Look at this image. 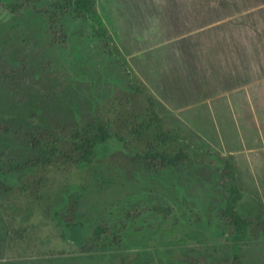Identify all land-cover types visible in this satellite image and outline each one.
<instances>
[{
  "label": "rangeland",
  "instance_id": "obj_1",
  "mask_svg": "<svg viewBox=\"0 0 264 264\" xmlns=\"http://www.w3.org/2000/svg\"><path fill=\"white\" fill-rule=\"evenodd\" d=\"M58 1L0 0V264L224 263V160L254 219L236 263L264 264V0H96L113 55ZM92 120L110 138L83 164Z\"/></svg>",
  "mask_w": 264,
  "mask_h": 264
},
{
  "label": "trees",
  "instance_id": "obj_2",
  "mask_svg": "<svg viewBox=\"0 0 264 264\" xmlns=\"http://www.w3.org/2000/svg\"><path fill=\"white\" fill-rule=\"evenodd\" d=\"M54 8L58 12H64V14L69 12L77 21L79 20L87 23L91 27L93 35L102 43L106 53L113 55L114 41L111 35L108 34L107 28L97 11L96 0H59L58 2H55ZM140 91L146 96L148 101V113L151 117V121L154 122L157 138L162 142L184 140L179 136L171 135L164 131L162 119L159 116L153 97L147 93L144 88L140 87ZM139 128L140 129L135 130V133L138 137H141L147 128L142 125H140ZM72 138L74 139V152L79 157V161L83 164L90 163L97 148L110 138L107 122H104L103 120L86 122L80 127V129L76 130V136H73ZM35 145L37 146L38 143L36 142ZM136 158L144 160V164L147 165V168L150 167L149 169L153 166L156 167L157 165H161L162 168H175L187 161L189 155L187 152L179 151L174 156L168 157L167 155L164 156V153L150 150L137 154ZM222 172L228 181V192L225 194L226 198L224 199L225 206L222 218L227 220L231 232L237 231L238 233L236 232L232 235V240L230 241L231 257H229L224 263L220 264H237L238 243L240 241L239 233H242V231H245L251 224H253L254 219L243 217L238 212L236 205L241 198V193L235 184L233 165L229 160H224ZM155 209L157 212L164 215L172 211V207L170 206L163 207L159 205ZM71 227H74L73 224H71ZM178 264L186 263L180 262Z\"/></svg>",
  "mask_w": 264,
  "mask_h": 264
},
{
  "label": "flooded vegetation",
  "instance_id": "obj_3",
  "mask_svg": "<svg viewBox=\"0 0 264 264\" xmlns=\"http://www.w3.org/2000/svg\"><path fill=\"white\" fill-rule=\"evenodd\" d=\"M79 226V225H78Z\"/></svg>",
  "mask_w": 264,
  "mask_h": 264
}]
</instances>
